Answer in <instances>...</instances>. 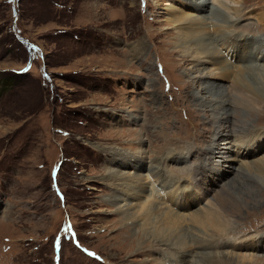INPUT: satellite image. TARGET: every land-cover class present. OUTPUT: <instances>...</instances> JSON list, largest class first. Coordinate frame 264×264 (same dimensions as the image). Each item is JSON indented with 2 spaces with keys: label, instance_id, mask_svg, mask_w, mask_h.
I'll list each match as a JSON object with an SVG mask.
<instances>
[{
  "label": "rangeland",
  "instance_id": "rangeland-1",
  "mask_svg": "<svg viewBox=\"0 0 264 264\" xmlns=\"http://www.w3.org/2000/svg\"><path fill=\"white\" fill-rule=\"evenodd\" d=\"M207 1L234 19L230 30L236 33L250 25L253 43L264 41V0ZM184 4L0 0V264H52V236L61 230L66 215L75 231L70 239L63 236L59 264H264V183L241 172L237 160L234 171L222 174L227 162L207 152L214 145L213 130L222 108L197 101L203 95L197 92L201 86L187 71L196 57L206 66L203 73L217 69L208 57L192 52L193 47L185 54V47L176 45L184 22L174 17L190 18L199 12ZM206 33L215 38L222 34L212 27ZM223 47L227 54L229 46ZM163 78L169 79L168 88ZM231 78L212 74L202 81L228 86ZM217 92L210 87L204 98H214ZM234 105L218 137L219 147L231 149L228 153L240 150L249 161L263 165L264 141L258 142L260 147L251 146L256 139L245 134L251 129L264 132V103L257 101L254 113ZM136 148L147 165L141 170L144 180L149 182L150 175L149 183L158 193L156 206L186 216L181 223L187 231L185 246L170 237L166 244L152 245L144 239L136 247L126 238L133 229L139 232L141 224L123 228L118 209L124 193L120 184L104 179L103 167L111 152ZM170 150L180 151L176 154L185 159L163 161ZM205 161L218 167L208 168ZM201 165L204 173L193 178L191 170ZM149 169L167 176L164 189ZM50 170L62 196L53 191ZM203 178L207 182L202 183ZM184 185L191 193L182 199L179 189ZM227 186L232 197L223 192ZM205 187L221 194L223 203L234 200V209L221 214L228 221L221 232L189 219L196 210L215 205ZM164 192L166 202L160 199ZM76 242L101 258L84 252ZM145 259L152 260L143 263Z\"/></svg>",
  "mask_w": 264,
  "mask_h": 264
},
{
  "label": "bare ground",
  "instance_id": "bare-ground-1",
  "mask_svg": "<svg viewBox=\"0 0 264 264\" xmlns=\"http://www.w3.org/2000/svg\"><path fill=\"white\" fill-rule=\"evenodd\" d=\"M184 1H185L184 5H186L185 7H187L189 11L191 12L199 11V12L194 14L193 17L190 18H184L180 16L174 17L173 19L174 21L178 23L184 22V25L179 27L180 28L178 30L179 35L177 36L178 42L176 45L185 47V50L182 48L185 54H186L185 51H187L188 54L189 52L191 53V51H189V49L186 48L193 47L194 50L192 52L195 51L198 54L201 53L199 54L200 56L204 55L208 57V59L212 61L211 63H214L215 65L214 68L217 69L216 72L207 71L203 73V69L206 66H203L202 63H199L200 61L197 59H199L200 57H196L195 60H190V63L192 64H190L191 65V67L189 68L190 70L187 71L188 72L187 74L192 77V81H195L198 84V86L199 85L201 86V90H198L197 92L203 95H200L201 97L197 96L199 97L196 98L197 101L199 100L200 103H203L204 100H207L208 101L207 104L212 105L213 108H216L217 106H221L222 108V111L219 113V116L216 120L218 124L214 127L213 130L212 140L214 142V145L211 146L209 150L207 149L208 150L207 152L213 156L219 155L220 157L223 158V160L227 162L226 168L221 169L222 174H224L225 172L227 173L234 171L235 167L233 166V162L237 160V162H239L240 165L238 169L240 170L241 168V172L244 171V173L248 172L249 174H253L255 177L259 178L260 183H264V164L262 165L260 163L258 164L256 161L255 162L249 161L247 154L245 153L242 154L240 150L234 152L232 150L231 152L233 153H228L231 149L222 151V149L219 147V142H217L220 136L225 131L226 123H228L229 117L232 115V110H233L232 107L235 106L234 104H236L237 106L239 105V107L242 106L244 109L248 110L249 113H254L256 112L255 106L257 101L264 103V75L256 73L257 71H259L258 69L264 70V41L258 40L257 44L253 43L254 37H252L253 35L250 34V32L253 30V27L250 25L249 27L245 26L244 28L240 29L239 32L236 33L233 32L234 31L233 28L230 30V27L233 26L234 19H231V17L227 15V13H224L221 9L212 7L207 0H184ZM235 10L238 11L237 9ZM173 15L177 16L176 14ZM190 27L192 30L190 29ZM211 27L216 31L217 35L218 33H222V34H219L218 38L212 37L211 34H207L206 33L207 31L208 33H210ZM200 29L202 30V32L199 31ZM246 29H248L249 31L245 32L244 30ZM225 41L228 44H226ZM230 44L233 47H231L228 53L226 52L227 56L229 55L231 56V58L233 57L234 60H239L240 63H238V65L231 63L229 64V62H227V60L224 59V57L227 56L221 50L222 48L224 50L223 46L226 45L228 47ZM219 46H221V48H219ZM259 60H263V62L262 61L260 62ZM212 74H216L221 77L231 76L232 78L229 83L230 85L228 86L213 85L212 83L205 84V81H202V78L204 76L207 77ZM213 86L218 91L217 92L218 95L215 94V97L211 99H208L209 97L204 98V94L207 91H209L210 87L213 88ZM245 135L248 136L254 135L253 137H255L256 142L252 141L250 144L251 146L255 145V147H260L261 144H258V142L264 141L263 140L264 132H260L258 134V132L253 131L251 129ZM204 136L205 135H202L203 138H205ZM239 136L240 135H238V137ZM141 142L142 140L141 141L139 140L138 142L140 146H142ZM137 150H139V148H136L135 151H127V150L125 151L124 149L118 151L115 150L114 153L109 151L112 154L111 158L110 159L108 158V162H106V165H104L103 167L104 172H106L104 179L110 181V183L112 184L115 182L120 184L121 185L120 188L124 193V195L121 194L124 202L122 206L124 207L119 206L120 208L118 209V214L120 215L121 218L120 223L122 224L123 228L126 226L130 227L133 224H135L133 226L136 227L137 225L141 224L140 225L141 230L139 232L133 229L131 233L127 235L128 237L126 236V238L132 239L135 242L136 247H140L145 240H150L152 245H157L162 242L166 244L167 242H169L170 237H173L174 242L179 243L178 244L179 246H181L180 244L182 243H184L185 246L187 241L183 242L182 240L185 237V233L187 231L185 232L186 229L182 227L181 223L183 222V220L184 221L186 220V216L172 212L168 209L164 210V207L162 209L161 207L156 206L155 199H158L159 197L156 196L157 192L154 191L153 185L149 183L150 181L146 182L145 181L146 179L144 180L143 177L144 174L141 173V170H143V168H145L147 165L146 162L144 164V158L141 157L142 153L140 154L139 151ZM187 151L189 152L190 155H192V151L190 149H187ZM176 152H180V151L178 150H175V152H173L172 150H170L169 152L167 151L165 153V157H163L162 160L165 162H173L172 160L174 159L175 160L174 162L177 163L185 159L184 156H181L182 154H176ZM228 157H230V160L228 159ZM152 161L153 160H150V163ZM109 164H113V165L117 164V166L110 167L108 166ZM164 164L167 165V163ZM205 164L209 166L208 168L218 167V164L215 166L212 164L208 165L210 164V162H206V161ZM203 169H206L204 165H201L200 168L194 167L191 170V173L192 174L198 173L199 175L200 172V174H203L204 173L202 172ZM127 170L132 171V173L128 172ZM159 171H152V170L150 171L149 169L148 172H150L151 175H154L156 179L160 180V183H162L160 189L161 188L164 189L168 184L167 183L168 178L166 175H163V173H160ZM221 177L219 179H221ZM203 179L204 180H202V183L207 182V179L205 178ZM172 183L173 181L171 182V184ZM226 188L228 189L227 191ZM226 188L224 187L223 192H225L229 197H232L231 196L232 193L230 192L231 187L227 186ZM205 192L211 196V198L215 202V205L210 206L208 209H205L203 211L196 210L193 214L189 216V219L193 221L195 224L214 227L215 229L221 232L222 230L225 229V226L228 223L227 219L226 220L222 219L223 217L221 214L225 212L226 208L228 207L229 209L231 208L234 209L233 207L235 206L234 200L232 199L228 200L225 197L226 201L225 203H223L224 199L222 195L219 193L213 194V189L205 187ZM190 193L191 192L189 193L186 192L184 194V199L187 198ZM163 195L164 197L163 196L160 197L162 201L163 199H165V197H167L168 192H164ZM115 196L116 195H113L114 197L113 200L110 199V204L113 206L117 202L116 201L117 198ZM194 199L193 198L190 199L187 204H189L190 202L192 203ZM182 230H184V234ZM210 242L212 243L214 241L212 240ZM163 255L168 256L166 253L165 254L162 253V256ZM151 260L152 259H145L143 263L144 262L149 263ZM156 264H164V261L157 262L156 260Z\"/></svg>",
  "mask_w": 264,
  "mask_h": 264
}]
</instances>
